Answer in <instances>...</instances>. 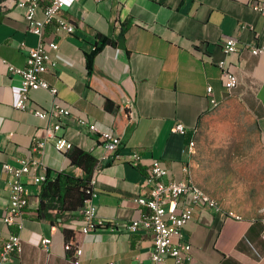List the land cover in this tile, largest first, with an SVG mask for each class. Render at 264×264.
<instances>
[{
	"label": "crops",
	"instance_id": "obj_1",
	"mask_svg": "<svg viewBox=\"0 0 264 264\" xmlns=\"http://www.w3.org/2000/svg\"><path fill=\"white\" fill-rule=\"evenodd\" d=\"M256 1L264 0H75L62 13L76 31L54 35L53 27L47 29L46 38L56 37L60 45L53 54L56 66L43 77L58 93L32 91L29 110L15 107L21 77L10 73L2 60L24 67L28 48L36 47L39 37L27 30L23 10L0 8V162L19 166L23 159L38 158L40 173L67 170L84 177L65 151L56 149V139L47 138L52 119H40L33 111L57 103L68 107L71 117L56 135L99 161L92 202L97 218L108 225L83 234L82 217L69 216L65 226L78 231L82 248L69 258L60 228L37 219L41 185L27 175L30 197L19 231L22 252L8 264H150L152 233L128 228L141 215L134 199L145 192L146 170L159 162L169 171L167 179L191 178L197 128L205 114L233 94L254 117L264 143V53L225 55L222 47L228 37L237 38L240 48L264 46V15L253 9ZM37 16L42 18V11ZM123 29V46H103L89 74L86 55L100 44L99 36L118 40ZM222 60L239 78L231 92L221 77ZM107 99L119 106L115 112L105 108ZM78 118L116 133L120 157L109 160L99 136L81 128ZM178 123L185 125V134L173 131ZM42 140L47 143L40 152L35 145ZM134 152L142 157L138 166L130 161ZM9 180L0 168V252L12 230L1 220L10 205ZM44 238L51 239L48 246L42 244ZM182 239L192 245L188 264H264V217L237 220L197 207Z\"/></svg>",
	"mask_w": 264,
	"mask_h": 264
},
{
	"label": "built area",
	"instance_id": "obj_2",
	"mask_svg": "<svg viewBox=\"0 0 264 264\" xmlns=\"http://www.w3.org/2000/svg\"><path fill=\"white\" fill-rule=\"evenodd\" d=\"M74 3L75 0H0L1 9L23 10L27 21V30L39 37L38 45L28 48L24 67H17L7 60H2L10 73L21 77V89L15 102L17 109H31L30 93L32 91L43 89L52 95L58 93V89L43 77L56 66L53 54L58 51L60 45L58 38L49 40L46 38L47 29L53 27L54 35L74 33L76 25L62 13L63 9L72 7ZM252 6L253 9L264 15V1H256L252 3ZM39 11L43 13L42 18L37 16ZM222 47L225 55L239 53L242 50H247L253 55L264 53V46L249 43L244 48L238 47V40L235 37L225 38ZM218 66L225 89L228 92L233 91L239 83L237 74L229 69L226 60L220 61ZM207 91L212 96L213 87L208 86ZM215 102L216 99L211 100L212 105ZM33 111L40 119H52V123L47 129V138H55L56 149L66 152L71 145L66 138L58 137L56 133L61 129L63 120L71 117L70 109L57 103L50 109H35ZM77 124L99 136L107 150L109 160H116L120 157L118 151L121 147V139L116 133L109 129H100L97 124L84 118H78ZM173 131L185 134V125L178 123ZM46 143V140L39 141L35 145L37 151L43 152ZM141 159L138 152H134L130 156V161L135 166L140 164ZM41 165L42 162L38 158L23 159L19 166L0 162V168L10 176V205L1 220L12 229L0 252V264L12 262L13 258L22 252L19 231L23 228L22 219L30 197L24 177L29 175L36 185H41L46 180V174L39 171ZM168 173V169L159 162H154L146 170L145 192L134 199L141 215L139 218L133 219L128 224V228L132 231L143 230L152 233L153 248L150 264H167L168 258L172 259V264H188L193 260L192 245L189 241H184L182 236L185 226L193 218L195 208L214 209L218 213L237 220H241L243 217L223 210L202 188L193 185L189 177L184 180L167 179ZM94 183L93 177L92 187ZM91 194V199L86 202L81 212L83 225L80 231L83 234L108 227L104 220L97 218V209L92 202V197L95 194L94 188ZM112 229L114 228L112 227ZM50 243V238L42 240L44 246H48ZM65 249L69 251L72 247L65 243ZM81 252L82 248L78 243L74 248V257Z\"/></svg>",
	"mask_w": 264,
	"mask_h": 264
},
{
	"label": "rangeland",
	"instance_id": "obj_3",
	"mask_svg": "<svg viewBox=\"0 0 264 264\" xmlns=\"http://www.w3.org/2000/svg\"><path fill=\"white\" fill-rule=\"evenodd\" d=\"M191 180L219 206L242 217H264V143L240 97L205 114L191 143Z\"/></svg>",
	"mask_w": 264,
	"mask_h": 264
},
{
	"label": "trees",
	"instance_id": "obj_4",
	"mask_svg": "<svg viewBox=\"0 0 264 264\" xmlns=\"http://www.w3.org/2000/svg\"><path fill=\"white\" fill-rule=\"evenodd\" d=\"M125 33L126 31L123 29L118 40L102 35L99 36L100 44L97 43L95 49L86 55V65L89 74L93 71L95 56L101 48L108 44L123 46ZM105 108L115 112L119 106L107 99ZM65 154L71 162V166L80 168L84 172V177L75 176L67 170L54 173L51 170H47L45 173L46 180L41 184L40 202L36 217L52 227L60 228L65 243L72 247L68 252L69 258L73 259L74 248L78 244V231L66 227L65 223L69 216L77 219L82 217L81 212L92 196L91 192L94 187H92L91 181L99 161L93 154L78 146L71 145Z\"/></svg>",
	"mask_w": 264,
	"mask_h": 264
},
{
	"label": "bare ground",
	"instance_id": "obj_5",
	"mask_svg": "<svg viewBox=\"0 0 264 264\" xmlns=\"http://www.w3.org/2000/svg\"><path fill=\"white\" fill-rule=\"evenodd\" d=\"M192 184L195 185L196 187H199L196 183H194L192 180H191ZM201 188V187H200Z\"/></svg>",
	"mask_w": 264,
	"mask_h": 264
}]
</instances>
